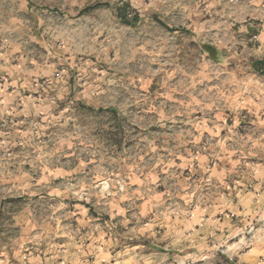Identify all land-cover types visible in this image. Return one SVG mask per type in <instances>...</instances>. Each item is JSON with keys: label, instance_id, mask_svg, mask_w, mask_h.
Segmentation results:
<instances>
[{"label": "clouds", "instance_id": "obj_1", "mask_svg": "<svg viewBox=\"0 0 264 264\" xmlns=\"http://www.w3.org/2000/svg\"><path fill=\"white\" fill-rule=\"evenodd\" d=\"M0 264H264V0H0Z\"/></svg>", "mask_w": 264, "mask_h": 264}]
</instances>
